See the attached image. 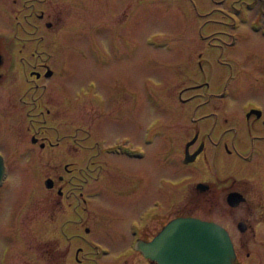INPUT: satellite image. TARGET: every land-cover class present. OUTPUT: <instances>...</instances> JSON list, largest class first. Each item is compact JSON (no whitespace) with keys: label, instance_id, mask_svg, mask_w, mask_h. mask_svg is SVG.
<instances>
[{"label":"rangeland","instance_id":"374dc122","mask_svg":"<svg viewBox=\"0 0 264 264\" xmlns=\"http://www.w3.org/2000/svg\"><path fill=\"white\" fill-rule=\"evenodd\" d=\"M33 2L0 0L2 68L16 76L0 84V152L7 166L0 264H81L70 252L79 240L66 238L68 212L45 184L49 177L60 182L59 175L63 190L75 193L111 184L89 199L98 202L91 240L111 252L91 253L88 264L126 261L121 246L131 222L140 232L147 222L154 233L178 214L232 230L240 261L263 245L264 0ZM40 9L53 19L51 28L38 22ZM34 74L40 79L33 90ZM16 84L19 101L8 93ZM255 106L262 115L247 118ZM48 141L60 144L51 149ZM200 141L199 156L184 162L185 151ZM108 145L145 154L111 155L103 152ZM232 189L246 203L230 206ZM242 207L252 209L248 224L256 237L249 228L243 235L237 230ZM135 254L130 264H143ZM244 259L264 264V258Z\"/></svg>","mask_w":264,"mask_h":264},{"label":"flooded vegetation","instance_id":"af4514ba","mask_svg":"<svg viewBox=\"0 0 264 264\" xmlns=\"http://www.w3.org/2000/svg\"><path fill=\"white\" fill-rule=\"evenodd\" d=\"M34 2L39 3V5H43V4H46L48 2V0H34ZM50 2L53 3V2H55V0H50ZM33 3H32V6H34ZM68 4H69V9H70V6L71 5H70L69 2H68ZM44 11H45V9H40L39 10L40 14L37 15L38 20H39L38 22L40 23L42 21L41 24H44L45 26H48V27L51 28L52 27V21H53V19L51 20L50 19V16H45ZM61 13L65 15V11L63 9H62V12ZM64 15H61V17L62 18L64 17L65 19L68 18V20H69V17L68 16H64ZM55 19H59V17L56 15L55 18H54V20ZM1 36L3 38H5V39L7 38V34L6 33H2ZM38 38H39V35H38ZM40 38H42L41 35H40ZM2 43L3 42L0 41V48L3 47V44ZM2 59H3V56H2V54H0V84L1 83H5V81H7L5 78H7V79H9V78L14 79L16 77L14 75V77L12 78L13 74H11V73L8 74V72L6 70H3L2 63H1L2 62ZM34 79L35 80H33L31 78V80H32L31 88L33 90L38 87L37 81L40 78L37 77L34 74ZM20 88L21 87L18 84H16L13 88H11L9 90V92H8L9 93V97L11 96V94H14L15 98L19 97L20 96V91H19ZM20 97L17 98L18 101H19ZM16 105H17V103H16ZM255 107H258V108H255V109H259L260 108L259 106H255ZM251 109H253V107L250 108L249 111ZM249 111L246 112V117L247 118L250 117L252 114H254L257 118H259L262 115V111H261V114H259V115H257V112H250L249 113ZM247 131H248L247 133H250L251 129L248 128ZM35 138H36L35 136H32V139H35ZM100 139L101 138H99L98 141ZM201 142H204V141H200L196 145V147H194V149L192 151L196 150V148L199 146V144ZM48 144H49V148L56 149L59 146L60 142L55 141L54 143H52L51 141H48ZM224 145H225V147H227V143H224ZM111 146H115V145H108V146H106L105 149L103 150V152L108 153L107 152V147H111ZM99 153L101 154L102 152H99ZM108 154H110V153H108ZM111 155H114V154H111ZM130 159H135V158H130ZM101 166H102V164H101ZM63 167H64V169L67 172H70L71 171V169L68 168L67 165H64ZM85 178H83V179H85V183H86L87 182L86 180L88 179V177L85 176ZM48 179L51 181V186H50L51 188L50 189L51 190H55L56 191V194L60 197L59 200H58V203H61L62 202L64 209L68 212V214H66V216H65V219H63V222L64 221L66 222L65 225L68 226V228H67L68 231H66V238H67L68 242L72 238H76L77 240H79V243L74 247V249L72 250V248H71V250H70V252H72V258H73V260L75 262L81 263V264H83V262L86 261V263H84V264H88V262L91 259V253H94V254L96 253L97 254V250L96 249L97 248H100V247H105V248L108 249V252L105 254V256H108L110 254V252H111L110 247L108 245H105V244L102 245L101 243H95L94 241L91 240V236H92L91 235L92 234L91 233V231H92L91 225L94 224V227L96 226V221H95V218H94V213L98 209V202L95 201L94 205H92V203L89 202V199L92 198V196L94 198L97 197V195L99 194V192H97V189L98 188H100V189L103 190L104 188L110 187L111 184L110 183H106L105 184L106 187H105L103 183L102 184L97 183L98 185L97 184L94 185V188L93 189L86 188L85 190L83 189V190L75 193L70 188H67V189H64L63 190V185L62 184H63V181L64 180H63V178H62L61 175L58 176V180L60 181L58 183L55 181V178H50L49 177ZM83 179H82V183L85 184ZM261 190H262V194L264 195V180L262 181V184H261ZM233 191H237V192L241 193V195L244 197V200L241 201L240 204L246 203L247 196L243 192H241L239 189H232V190L228 191L227 194H229V193H231ZM71 199H75V202L72 203L71 202ZM239 205H237L236 207H238ZM250 213L252 214V209L250 207L249 208L248 207H242L241 214H243V215H245L247 217L242 216L236 222L237 228H238L239 223L242 222L243 225L245 226V229L249 228V229L253 230V228H250L249 227V224H248V219H249L248 217H249V215H251ZM256 214H257V219L255 218L256 220H254V221H255L256 225H258L261 222V219L258 217V215L261 214V211L258 210L257 208H256ZM186 215H189V214H186ZM186 215L178 214V215L172 216V218L173 217H176V216H186ZM168 220L169 219L165 220L164 223H162L160 225V228ZM131 223L128 225V227H130ZM76 224H78L80 226H77L76 227ZM142 225L144 226V230L142 232L139 231V233L136 236H131L130 235V228H129V230H128V233H129L128 242H124V244L121 246L122 249H123V251L125 253H128V255L124 256V259H127V260L129 259V261L126 260V261H124L122 263H115V262H108V263H106L105 262L104 264H130L131 261L132 262L134 261L133 263H135V260H136V259H134L136 257L135 251L137 252V259H138V261H141L143 264H156L151 259L145 257L142 254V252H140L139 250L136 249V243H137V241H139V242L149 241L153 237V235L156 233V232H154V233H148V231L146 229V228H148V223L147 222H144ZM118 229H119V227H118ZM225 229L227 230V232H228V234H229V236H230V238L232 240L233 247H234V251H235V261L237 263H239V264H247L248 263L247 262V259L245 261L244 258H250L251 256H255L256 259L259 258L258 260H263V258H264V244L263 245L262 244H259V245L257 244L258 246H256V248L252 250L253 252H251V253H248L247 252L246 257L244 256V258L241 259V260H243L245 262L240 261L239 260V256H238V252L236 251V248H235L237 246L235 245V242L233 240L234 237H233V234H232V230L230 232L227 227H225ZM245 229L244 230L237 229V230L240 232L241 235H243V233L245 232ZM119 232H123L124 235L126 236V233L124 231H122L121 229H119ZM252 235H253V237H256V231L253 230L252 231ZM132 237H135V238L132 239ZM239 240L241 242H244L242 240V237ZM260 242L262 243V241H260ZM237 243H238V241H237ZM68 250L69 249H67V246H65L64 251H61V250L59 251V256H65L66 255L65 253H67Z\"/></svg>","mask_w":264,"mask_h":264},{"label":"water","instance_id":"95a60500","mask_svg":"<svg viewBox=\"0 0 264 264\" xmlns=\"http://www.w3.org/2000/svg\"><path fill=\"white\" fill-rule=\"evenodd\" d=\"M47 69L45 75H51ZM255 112V110H252ZM259 114V113H258ZM196 152L188 156L193 160ZM188 153V152H187ZM4 173V165L0 156V179ZM46 186H51L47 179ZM201 190L206 184L198 183ZM244 200L241 193L233 191L227 195L230 206H236ZM239 230H244L242 222ZM136 247L145 257L157 264H236L232 242L227 231L218 223L192 216L175 217L168 221L150 241L137 242Z\"/></svg>","mask_w":264,"mask_h":264},{"label":"bare ground","instance_id":"6f19581e","mask_svg":"<svg viewBox=\"0 0 264 264\" xmlns=\"http://www.w3.org/2000/svg\"><path fill=\"white\" fill-rule=\"evenodd\" d=\"M144 156V155H143ZM191 162V161H190ZM3 184H4V182L2 183V185L1 186H3Z\"/></svg>","mask_w":264,"mask_h":264}]
</instances>
